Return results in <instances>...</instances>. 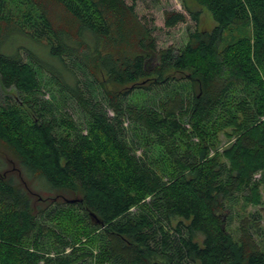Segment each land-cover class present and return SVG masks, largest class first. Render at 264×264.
Wrapping results in <instances>:
<instances>
[{
  "label": "trees",
  "instance_id": "trees-1",
  "mask_svg": "<svg viewBox=\"0 0 264 264\" xmlns=\"http://www.w3.org/2000/svg\"><path fill=\"white\" fill-rule=\"evenodd\" d=\"M136 1L0 0V84L18 94L0 97V264H264L259 209L229 228L239 196L264 202V0H194L217 25L179 49ZM45 71L85 125L44 98Z\"/></svg>",
  "mask_w": 264,
  "mask_h": 264
},
{
  "label": "rangeland",
  "instance_id": "rangeland-1",
  "mask_svg": "<svg viewBox=\"0 0 264 264\" xmlns=\"http://www.w3.org/2000/svg\"><path fill=\"white\" fill-rule=\"evenodd\" d=\"M128 3H133V0H126ZM136 10L139 13L141 19L147 23L150 27L153 28L154 35L157 39L158 48H166L169 46H174L176 48H183L188 39L189 32L195 30L197 27L211 29L217 25L216 20L214 19L210 10L202 4L196 3L194 0H137L136 1ZM186 5L194 10H201L199 22L193 19L190 13L187 11ZM166 10H178L186 14V21L177 24L174 27L165 26L164 12ZM79 76L82 80V85L87 91V94H92L95 100L102 101L105 104L102 97L101 91L98 88L97 84L92 82L90 76L83 74L78 68ZM40 79L43 85L44 98L49 99L53 103L54 111L60 110L63 113H67L72 116L76 122L81 125H85V114L82 109L78 106L77 102L72 99L68 94L62 90L61 86L54 79L53 75L49 72H40ZM11 94L13 97L18 98V94L11 89H6L0 84V97L5 94ZM4 155H10L5 151ZM141 153V150L139 151ZM18 167H20L18 165ZM25 173V172H24ZM26 175V173H25ZM26 178L30 181L36 190L41 192L44 195H48L51 192L47 191L46 186L44 185L42 179L36 180L31 179V175ZM264 196V186L262 188ZM259 209V213L251 217L250 211H255ZM232 219L230 222V230L234 234L237 233V228L239 225V219L245 212L253 220L257 221L260 224L262 232L260 235L256 234L257 241H261L264 238V202L261 206L254 207L249 205L244 206V200L242 197H238L233 203L232 207ZM252 231H255V228H252ZM199 240L202 239V235L197 237ZM261 243V242H260Z\"/></svg>",
  "mask_w": 264,
  "mask_h": 264
}]
</instances>
